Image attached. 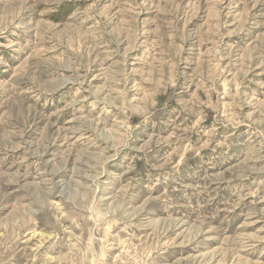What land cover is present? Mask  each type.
<instances>
[{
  "label": "rangeland",
  "instance_id": "374dc122",
  "mask_svg": "<svg viewBox=\"0 0 264 264\" xmlns=\"http://www.w3.org/2000/svg\"><path fill=\"white\" fill-rule=\"evenodd\" d=\"M0 264H264V0H0Z\"/></svg>",
  "mask_w": 264,
  "mask_h": 264
}]
</instances>
